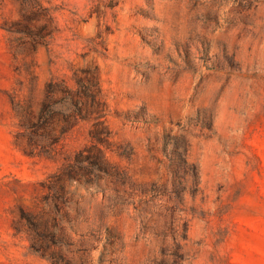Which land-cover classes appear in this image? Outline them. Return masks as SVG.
<instances>
[{"label":"rangeland","instance_id":"1","mask_svg":"<svg viewBox=\"0 0 264 264\" xmlns=\"http://www.w3.org/2000/svg\"><path fill=\"white\" fill-rule=\"evenodd\" d=\"M0 264H264V0H0Z\"/></svg>","mask_w":264,"mask_h":264},{"label":"trees","instance_id":"2","mask_svg":"<svg viewBox=\"0 0 264 264\" xmlns=\"http://www.w3.org/2000/svg\"><path fill=\"white\" fill-rule=\"evenodd\" d=\"M95 84L96 82H89L85 84L79 83V86L76 89H71L62 82H50L48 84L47 98L43 101L41 109L37 112L30 111L28 116L22 117L21 125H31L36 127L45 125L48 121L46 108L49 106L52 96L57 94V92H60L62 98V105L57 110V114L60 115V122L58 125L62 133L72 127L79 119L100 114L102 111V103H100V100L97 97V91L92 89ZM86 97L96 100L98 106L93 109L85 108L83 100ZM91 133L95 139H101L104 135H108L110 131L106 128L102 121H97ZM24 151L28 154L35 153L31 142H29V144L24 148ZM32 246L36 251L41 250L39 246H35L34 244Z\"/></svg>","mask_w":264,"mask_h":264}]
</instances>
